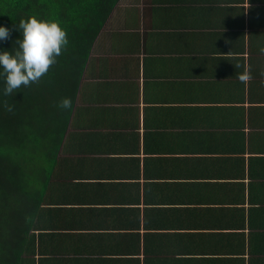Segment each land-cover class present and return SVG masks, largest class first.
I'll return each instance as SVG.
<instances>
[{
    "label": "crops",
    "instance_id": "crops-1",
    "mask_svg": "<svg viewBox=\"0 0 264 264\" xmlns=\"http://www.w3.org/2000/svg\"><path fill=\"white\" fill-rule=\"evenodd\" d=\"M252 40L264 47V0L118 1L50 184L69 252L49 264H264V53Z\"/></svg>",
    "mask_w": 264,
    "mask_h": 264
},
{
    "label": "trees",
    "instance_id": "trees-1",
    "mask_svg": "<svg viewBox=\"0 0 264 264\" xmlns=\"http://www.w3.org/2000/svg\"><path fill=\"white\" fill-rule=\"evenodd\" d=\"M118 1L0 0V264H49L54 250L69 252L56 227L64 209L48 208L50 184L65 167L91 45Z\"/></svg>",
    "mask_w": 264,
    "mask_h": 264
}]
</instances>
